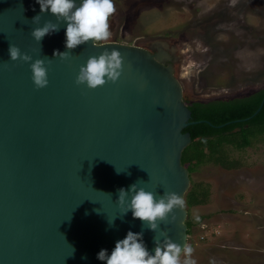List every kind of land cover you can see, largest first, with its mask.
<instances>
[{"label":"water","instance_id":"water-1","mask_svg":"<svg viewBox=\"0 0 264 264\" xmlns=\"http://www.w3.org/2000/svg\"><path fill=\"white\" fill-rule=\"evenodd\" d=\"M40 14L36 0H0V264H104L99 251L110 255L129 231L143 232L152 254L155 239L187 245L185 205L154 233L131 211L123 215L130 196L117 202L118 190L135 183L157 199L165 192L185 199L190 188L182 155L192 136L184 130L211 123L192 120L175 75L177 44L90 41L62 61L54 52L69 51L67 24L37 43L31 31L56 23L50 11L34 23ZM10 44L45 61L47 87L36 89L30 64L10 60ZM113 49L123 57L118 81L77 86L87 59Z\"/></svg>","mask_w":264,"mask_h":264},{"label":"rangeland","instance_id":"rangeland-1","mask_svg":"<svg viewBox=\"0 0 264 264\" xmlns=\"http://www.w3.org/2000/svg\"><path fill=\"white\" fill-rule=\"evenodd\" d=\"M114 4L112 35L98 43H176L182 60L175 75L187 100L239 98L264 88V0ZM212 144L237 167L207 165L191 175L184 199L191 258L195 264H264V123L218 136ZM195 195L203 203L192 202Z\"/></svg>","mask_w":264,"mask_h":264},{"label":"clouds","instance_id":"clouds-1","mask_svg":"<svg viewBox=\"0 0 264 264\" xmlns=\"http://www.w3.org/2000/svg\"><path fill=\"white\" fill-rule=\"evenodd\" d=\"M36 3L40 5L41 14L33 18L34 23H38L41 15L49 11L56 20V23L48 21L31 31V36L37 43H41L44 37L59 31L61 22L67 24L65 47L69 51L54 52V57L62 61L70 58V50L90 41L92 43L107 41L112 35L109 18L116 12L114 0H80L79 3L76 0H36ZM8 51L11 61L21 60L30 64L36 89L48 86L49 69L44 60L33 61L30 55L22 54L20 49L12 44ZM122 65L123 57L119 51L105 50L100 55L87 59L86 64L80 67L75 83L77 86L85 85L89 90H95L108 83L114 84L122 74ZM118 196L117 202L120 206H124L126 198L131 197L123 215L131 211L134 219L143 222L144 227L147 225V228L154 233L157 232L160 223H171L175 220L174 210L183 209L185 203L177 193L165 192L157 199L153 192L143 188L137 189L136 183L128 190L119 189ZM169 215H171L170 221L168 220ZM113 221L109 222L110 226ZM160 235L166 237L164 232ZM142 237L143 232L129 231L124 239L116 242L110 255L107 250L102 249L97 259L104 264H195L191 258L193 249L190 246L181 247L169 238H165L163 242L155 239L156 247L152 254L148 251ZM182 254L183 261L181 260Z\"/></svg>","mask_w":264,"mask_h":264},{"label":"trees","instance_id":"trees-1","mask_svg":"<svg viewBox=\"0 0 264 264\" xmlns=\"http://www.w3.org/2000/svg\"><path fill=\"white\" fill-rule=\"evenodd\" d=\"M263 100L264 88L239 98L214 99L206 102L192 101L185 98L186 104L192 111L193 121H208L211 123L210 125L206 122H200L184 130L192 136L191 145L184 150L182 155V164L189 170L190 176L199 168L207 165L221 166L226 169L237 167L233 159L224 153L225 150L213 151L212 142L218 136L240 132L255 122L264 123V104L259 114L248 121H243L257 111ZM237 120L242 121L234 122ZM225 124L226 126L219 127ZM191 150H194L193 152L197 151V154H190ZM225 160H227V163L223 162ZM191 199L194 203H203V200L197 201L196 195L192 196ZM187 225L189 235L192 223L188 221Z\"/></svg>","mask_w":264,"mask_h":264}]
</instances>
